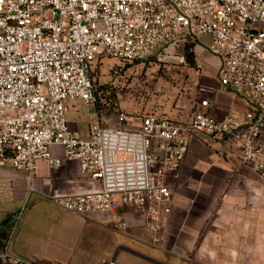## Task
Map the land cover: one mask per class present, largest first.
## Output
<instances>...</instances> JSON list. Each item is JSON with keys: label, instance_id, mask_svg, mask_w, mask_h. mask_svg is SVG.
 <instances>
[{"label": "built area", "instance_id": "obj_1", "mask_svg": "<svg viewBox=\"0 0 264 264\" xmlns=\"http://www.w3.org/2000/svg\"><path fill=\"white\" fill-rule=\"evenodd\" d=\"M186 43L217 59L218 89L233 93L238 108L217 112L211 89L200 88L186 121L147 113L139 128L101 121L86 133L71 127L73 103L98 100L100 58L162 60ZM199 137L264 179V0H0V167L31 179L40 160L62 165L51 150L60 145L101 188L54 202L77 214L110 212L121 230L128 224L118 208L133 205L156 233L172 212L168 179ZM20 216L8 218L12 231ZM6 255L12 264H38Z\"/></svg>", "mask_w": 264, "mask_h": 264}, {"label": "crops", "instance_id": "obj_2", "mask_svg": "<svg viewBox=\"0 0 264 264\" xmlns=\"http://www.w3.org/2000/svg\"><path fill=\"white\" fill-rule=\"evenodd\" d=\"M229 96L232 102L225 109L220 106V111L238 108L237 97ZM74 108L72 105L68 111L70 125L86 133L91 123L81 125L80 116L72 111ZM206 141L194 139L178 176L169 177L172 212L158 232L149 228L143 212L133 205L118 208L128 224L126 230L116 227L110 212L87 214L119 233L120 246L125 251L120 264H264V249L256 244L263 226V214L257 217L256 209L261 203L263 207L264 179L247 167L208 169ZM51 150L63 158L62 165L54 168L48 161L40 160L31 179L23 170L0 167V264H12L6 254L22 256L14 245H9L6 218L19 210L13 209L24 204L31 192L53 199L101 188L98 180L82 175L77 159L64 158L60 145H53ZM197 151L204 153L200 155ZM216 151L219 153L217 148ZM228 163L241 165L237 160ZM112 254L118 261V247Z\"/></svg>", "mask_w": 264, "mask_h": 264}, {"label": "rangeland", "instance_id": "obj_3", "mask_svg": "<svg viewBox=\"0 0 264 264\" xmlns=\"http://www.w3.org/2000/svg\"><path fill=\"white\" fill-rule=\"evenodd\" d=\"M167 52L168 56L162 60L100 58L93 73L97 102L73 103L75 108L72 111L80 116L81 125L101 121L113 126L139 128L142 116L147 113L186 121L196 109L200 88L208 92L211 89L207 94L218 108L229 107L232 102L229 95L234 94L218 89L214 76L217 59L214 56L205 50L193 51L191 43L172 46ZM201 62L203 68L198 66ZM205 139L208 169L245 168L236 163L229 164L222 157V148ZM209 156L216 158L209 159ZM16 209L19 210L6 218L8 220L21 211L13 231V222L8 221L9 245H14L20 255L38 264H104L103 260L111 259L117 247L120 252L118 263L123 261L125 251L121 249L119 233L113 227L63 209L46 194L31 192L24 204L13 210ZM259 214H263V226L257 236L260 241L256 244L264 249V202L263 207L261 203L256 209V216Z\"/></svg>", "mask_w": 264, "mask_h": 264}]
</instances>
